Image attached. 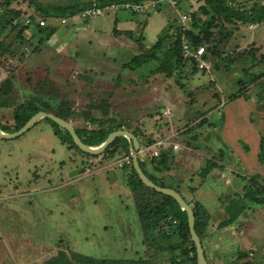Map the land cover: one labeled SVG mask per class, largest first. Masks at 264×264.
Masks as SVG:
<instances>
[{"label": "rangeland", "instance_id": "1", "mask_svg": "<svg viewBox=\"0 0 264 264\" xmlns=\"http://www.w3.org/2000/svg\"><path fill=\"white\" fill-rule=\"evenodd\" d=\"M76 1H12L15 8L24 12L15 18L16 22L26 25L29 17L34 20L27 28L28 34L30 29L35 32L40 27L41 18L48 26L22 46L15 57L4 58L0 64V82L9 75L14 82L13 90L6 96V106L0 110V122L13 128L14 110L35 91L36 82L51 79L60 94L75 103V114L69 122L76 128L92 126L85 116H100L103 110H92L88 105L103 100L110 105L111 115L130 130H138L144 139L154 141L171 134L173 143L179 144L178 148L172 144L177 158L172 170L161 175L166 183L174 185L186 176L192 177L196 169V183L203 186V193L196 197L212 214L205 241L210 264L234 263L237 249L244 244L249 257L237 263L264 264V221L255 219L257 226H262L253 229V234L251 230L246 233L250 239L242 233L243 220L233 228L227 227L221 236L216 232L218 223L227 215L225 207L230 196H234V185L246 181L244 176H232L234 170L245 175L260 169L264 173V100L258 96L261 91L264 97V86L248 83L245 94L230 97L242 87L238 79L246 77L245 68L253 63L246 58L247 52L264 51V22L232 27L231 37L221 38L217 46L216 52L221 55L209 54L218 68L207 73L198 71L194 76L183 74L179 82L176 76L167 78L152 72L155 62L135 70L124 64L143 47L153 46L159 38L160 32H156L168 22L183 25L181 17L186 14L184 24L190 26L189 13L198 9L197 0H182L175 7L163 4L165 8L160 12L155 8L148 10L146 14L153 19L144 35L146 40H142L143 47L139 30H135L134 39L101 38L100 44L88 45L70 25L74 19L86 21L84 18L51 15L55 10L63 13ZM234 1L249 6L255 0ZM4 9L0 5L2 14H13ZM134 18L137 20V16ZM41 39L45 41L40 42ZM263 67L264 64L257 70ZM56 102L59 100L55 98L50 101ZM166 109L168 114H164ZM55 128L44 118L15 138H0V264H40L61 249L107 258L144 254L147 245L141 220L133 193L125 183V175L130 173L127 158L110 161L85 155L62 142ZM60 132L67 135L64 130ZM196 146L209 158L199 161L193 150ZM219 152L231 163L232 173L229 171L227 181L234 185L224 188L219 183L218 191L212 193L197 168L200 163V168L209 166V159L216 162ZM228 160L225 161L229 163ZM149 171L154 172L151 168ZM216 174L217 170L214 178ZM192 187L197 190L196 185ZM183 188L181 191L189 200L185 193H193ZM250 205L255 211L257 204Z\"/></svg>", "mask_w": 264, "mask_h": 264}, {"label": "trees", "instance_id": "2", "mask_svg": "<svg viewBox=\"0 0 264 264\" xmlns=\"http://www.w3.org/2000/svg\"><path fill=\"white\" fill-rule=\"evenodd\" d=\"M12 1H0L2 8H5L4 11L11 10L13 12L11 16H7L0 11V64L4 58L8 60V58L15 57L22 46H25L26 43L32 40L38 31H42L48 26L37 27L35 32L32 31L31 34H28L27 28L29 25H20V22L15 21V18L22 16L24 12L20 8H15L12 5ZM31 1L35 2V0ZM113 1L141 2L145 0H97V3L101 7H106ZM181 1L178 0L177 4H180ZM197 1L199 2L198 9L189 13L190 26L177 25L174 24V21L168 22L161 29L158 41L148 48H144L141 43L143 47L141 52L136 54L131 61L125 63L124 67L135 70L145 63L155 62L156 67L152 72L162 74L167 78L176 76L177 80L181 82L180 78H182L183 74L186 77L194 76L198 71L207 73L212 68H218L216 64L213 65L209 54L212 52L214 54L217 53L216 49L220 44L221 38L228 40L231 37L232 27L237 28L241 23L260 25V23L264 22V0H255L249 6H244V3L234 0ZM76 2L77 4H74L73 7L69 9L64 8L62 10L63 13L55 10L51 15H62L63 17L75 15L90 6L92 0L88 2ZM161 4L163 3H159V5ZM32 21L34 20L32 19ZM47 28L53 29L51 26ZM26 34L28 36H25ZM184 39L188 41L191 50L199 46H204L205 52L203 57L211 62L210 69L200 68L197 59L192 54L185 55L183 50ZM44 41L45 39H41L40 42ZM24 53H21V58L24 56ZM217 55L220 56L221 54L217 53ZM245 56L251 57L246 58L250 59L253 63L245 68L246 77L243 76L238 79V83L242 87L239 88L238 92L230 95L231 98L245 94L247 85H249L248 83L253 84V86H264V67L257 70L260 65L264 64V51L250 49ZM228 61L231 62V59ZM253 69H256V71ZM13 84L14 82L10 75L0 82V110L6 106V96L13 90ZM181 84L183 85V83ZM34 89L35 91L31 92L25 98L26 100L24 99L22 104L14 110V127L10 128L0 122L2 130L6 132L19 130L35 113L41 110L52 112L67 121H70L74 117L75 103L71 99L68 100L67 96L60 94V91L51 79L39 80L36 82ZM260 92L258 93L259 99L264 100ZM52 98L58 99L59 102L51 104L50 101ZM89 106L92 110L102 109L103 112L100 116L93 114L85 116L87 122L92 124L90 128L87 126L75 127L77 134L84 143L99 145L114 130L120 128L130 130L128 125L119 121L115 115H111L109 110L110 105L107 101L102 100L99 103L91 102ZM47 119L56 125L55 133L58 134L62 142L85 155L93 156L82 151L75 144L67 129L61 127L54 120ZM61 130H64L67 135L61 134ZM130 131L137 135L141 146L151 145L154 142L144 139L138 130L133 129ZM130 145L131 142L128 138L118 136L101 154L96 156H102L104 159L110 161L121 156L129 158L130 173L125 175V183L132 191L135 199L147 251L144 254L140 253L138 256L130 258H107L96 257L79 251L67 252L61 249L40 264H198L196 246L191 239L186 211L182 210L174 197L148 187L142 182L133 168ZM261 146L264 149V137H262ZM196 147L198 148L200 146ZM138 157L143 171L153 182L162 187L174 188L183 195L180 185L182 181L174 185L169 184L164 181L161 175L172 170L177 158L172 145L161 149L158 155H149L147 159L142 160L140 155ZM207 161L209 162V166H203L199 170V173H202L203 176H206L213 167L217 166V162L214 160L209 159ZM149 168L154 172H150ZM189 189L192 192L195 191V188L192 186ZM244 191L243 197L230 196L231 198H229L230 200L225 207L227 215L218 223L220 228L235 223L249 204L264 203V179L259 174L250 175ZM186 200L193 208L195 214V231L199 235L203 245V240L207 236V227L211 219V212L198 199ZM205 256L210 264L206 252ZM248 257L249 253L241 248L237 249L236 257L233 260L234 263L231 264H238V261L243 262Z\"/></svg>", "mask_w": 264, "mask_h": 264}, {"label": "crops", "instance_id": "3", "mask_svg": "<svg viewBox=\"0 0 264 264\" xmlns=\"http://www.w3.org/2000/svg\"><path fill=\"white\" fill-rule=\"evenodd\" d=\"M80 2H88V1H91V0H78ZM163 4H166L168 5V3H163ZM161 4L157 7V9L155 11L157 12H160L161 10H164L165 6ZM132 16V18H130ZM137 16V20H134ZM151 15H148V14H143V15H132L131 13L127 12V11H112V10H108L107 13L103 16H98V17H95V18H90V19H84L86 21H83V20H77V19H74V21H72V23L70 24L71 26L74 27L77 35L82 39V40H85L87 42L88 45H94L95 43L97 44H100L101 42L103 41H106L107 39H117V38H121V36H126L127 38L129 39H134L136 38L135 35H136V31L135 30H139V34L141 35L140 37L141 40H140V43L144 44L142 42V40L144 39V41L146 40V36H144L145 34H148L149 30H150V26H151V21H152V17H150ZM155 23V19L153 20V25ZM159 29V26L158 28ZM153 31H158V30H153ZM160 32V30L158 32H156V34H158ZM31 29L29 30V34H31ZM89 35V36H88ZM91 35V36H90ZM103 39L100 40V39ZM171 134H166V136H170ZM165 136V135H164ZM190 149H192L190 147ZM193 150L196 152V155H198V159L199 161L202 159V158H209L208 155L202 153L199 148L197 149H194ZM195 154V153H193ZM202 155V156H201ZM219 158H217L218 160L216 161L217 162V166L213 167V169L205 176V184H207V189L210 191V192H214V190H217L218 191V188L216 187L219 183H222V185H225V186H222V187H227V186H231V185H234V182L232 181H227V179L229 178V176H233V175H241V176H244L245 177V182L244 183H240L238 185H234V189L232 190V194L235 195V196H241L243 197L244 196V189H245V185H247L248 183V179L250 177V175H245L244 173H240V172H237L234 170V173L233 174H229V171L232 170V166H231V163L230 161L228 160V158L222 154L221 152H219ZM180 155H178L179 157ZM225 160H228L229 163H227ZM242 161V160H241ZM200 166H198L197 168V172L200 170V167H201V163L199 164ZM196 170V169H195ZM193 171L192 172V177H185L183 179V182L181 183V188L184 187L183 189L190 191L189 187L192 186V185H196L197 187V190L196 193L192 192L193 194H190L189 192L188 193H185V195H187V197L189 198V200H192V199H198L200 202H202L200 200V198L196 197V194L199 193L202 194L203 192H201L200 190L203 189L202 187L203 186H200V185H197L196 183V180L198 181L197 179V174H194L196 171ZM215 170H217V174H216V181L215 178H214V173H215ZM232 173V171H230ZM254 174H259L261 176V178L264 179V173L262 172V170H256L254 173H251V175H254ZM229 175V176H228ZM177 177V176H176ZM192 179H194L193 181V184L192 183ZM217 182V183H215ZM183 185V186H182ZM189 186V187H187ZM190 194V197L188 196ZM203 203V202H202ZM204 204V203H203ZM250 205V204H249ZM252 206H247L246 209L240 214L238 220L233 223L232 225H229L230 227L233 228V226H235L236 224L242 222L243 220V234L246 235V233L248 234V232H252L253 234V229H255L256 227H259V226H262L261 224H259L257 226L256 224V221L258 220H262L264 221V203L262 204H257V207L255 208L256 210L253 211ZM212 216V214H211ZM255 219H257L255 221ZM259 222V221H258ZM229 226H226V227H223V228H220L219 225L217 227V230L216 232L221 236L227 229V227ZM252 227V229H251ZM264 227V226H263ZM208 232H207V236H208ZM207 236L204 238L203 240V247H204V251L206 252L207 254V249H206V243L205 241L207 240ZM224 236V235H223ZM223 236H222V239H223ZM247 236V235H246ZM248 239L251 238V235L250 236H247ZM249 243V242H248ZM247 243V244H248ZM246 244H244L242 247L245 248ZM237 253V251H236ZM235 253V254H236Z\"/></svg>", "mask_w": 264, "mask_h": 264}, {"label": "water", "instance_id": "4", "mask_svg": "<svg viewBox=\"0 0 264 264\" xmlns=\"http://www.w3.org/2000/svg\"><path fill=\"white\" fill-rule=\"evenodd\" d=\"M44 118H50L54 120L56 123H58L61 127L67 129L69 133L71 134L75 144L84 152L92 154V155H98L101 154L106 147L111 144L118 136H125L129 139L131 142L130 149H131V156H132V163L133 168L136 171L139 178L142 180V182L147 185L148 187L154 188L155 190L162 192L164 194L170 195L176 199V201L179 203L182 210L186 211L188 215V224H189V230L191 234V239L195 243L196 251H197V260L198 264H209L206 256L204 247L202 245L201 239L197 232L195 231V214L193 211V208L191 205L187 202V200L184 198V196L178 192L176 189L171 187H162L155 182H153L143 171L138 157V152L140 149V141L137 135L124 128H120L117 130L112 131L107 138L100 143L99 145H89L84 143L79 135L76 132V129L72 123L69 121L63 119L62 117H59L55 115L52 112L48 111H38L35 113L19 130L13 131V132H6L1 129L0 127V138H15L24 132H26L29 128H31L34 124H36L38 121L44 119Z\"/></svg>", "mask_w": 264, "mask_h": 264}, {"label": "built area", "instance_id": "5", "mask_svg": "<svg viewBox=\"0 0 264 264\" xmlns=\"http://www.w3.org/2000/svg\"><path fill=\"white\" fill-rule=\"evenodd\" d=\"M159 3H168L171 6L177 5V0H145L141 2H134V1H113L110 5L106 7H101L98 5L97 0H92V3L90 6L84 8L82 11L77 13L74 16H78L84 19L89 18H95L98 16H103L106 14V12L110 9L113 11H127L129 13H146L150 9H157L159 6ZM188 18L186 14H184L181 17L182 24L185 26V21ZM61 21L64 23L66 22L65 18H62ZM32 23V18L29 17L27 20L26 25H29ZM39 26H45L46 21L45 19L41 18L38 21ZM183 50L185 55L192 54L198 61V66L200 68H211V63L203 57L205 49L204 46L196 47L194 50H191L189 43L186 39L183 40ZM170 111L169 109L165 110L164 114H168ZM172 135L165 136V137H157L154 142L151 145H147L145 147H141L139 149V155L142 160L147 159V157L151 154L158 155L159 151L161 149L167 148L169 145L174 144V148H178L179 144L173 143L172 141ZM147 156V157H146ZM128 162L130 161L129 158H127Z\"/></svg>", "mask_w": 264, "mask_h": 264}, {"label": "clouds", "instance_id": "6", "mask_svg": "<svg viewBox=\"0 0 264 264\" xmlns=\"http://www.w3.org/2000/svg\"><path fill=\"white\" fill-rule=\"evenodd\" d=\"M138 156H139V152H138Z\"/></svg>", "mask_w": 264, "mask_h": 264}]
</instances>
